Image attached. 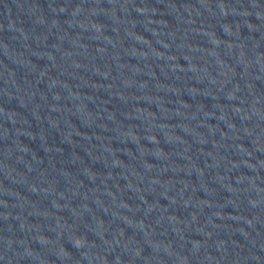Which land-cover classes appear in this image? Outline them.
<instances>
[{
	"label": "water",
	"instance_id": "water-1",
	"mask_svg": "<svg viewBox=\"0 0 264 264\" xmlns=\"http://www.w3.org/2000/svg\"><path fill=\"white\" fill-rule=\"evenodd\" d=\"M0 264H264V0H0Z\"/></svg>",
	"mask_w": 264,
	"mask_h": 264
}]
</instances>
